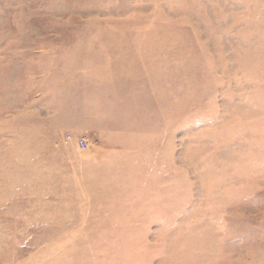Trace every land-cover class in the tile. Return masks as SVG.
Segmentation results:
<instances>
[{"label": "rangeland", "instance_id": "rangeland-1", "mask_svg": "<svg viewBox=\"0 0 264 264\" xmlns=\"http://www.w3.org/2000/svg\"><path fill=\"white\" fill-rule=\"evenodd\" d=\"M0 264H264V0H0Z\"/></svg>", "mask_w": 264, "mask_h": 264}, {"label": "crops", "instance_id": "crops-1", "mask_svg": "<svg viewBox=\"0 0 264 264\" xmlns=\"http://www.w3.org/2000/svg\"><path fill=\"white\" fill-rule=\"evenodd\" d=\"M75 132H76V131H72V136H71V137H72L73 139H74V138L76 139V136H75L76 133H75ZM80 133H81V129H79V131L77 132V135L80 134ZM75 143H76V146H77V139L75 140Z\"/></svg>", "mask_w": 264, "mask_h": 264}, {"label": "built area", "instance_id": "built-area-1", "mask_svg": "<svg viewBox=\"0 0 264 264\" xmlns=\"http://www.w3.org/2000/svg\"><path fill=\"white\" fill-rule=\"evenodd\" d=\"M82 143V140H81V142H80V144ZM82 145V144H81ZM84 146V145H83Z\"/></svg>", "mask_w": 264, "mask_h": 264}]
</instances>
